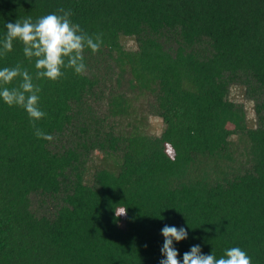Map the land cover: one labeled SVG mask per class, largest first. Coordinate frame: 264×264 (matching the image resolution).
I'll return each instance as SVG.
<instances>
[{
    "label": "trees",
    "instance_id": "trees-1",
    "mask_svg": "<svg viewBox=\"0 0 264 264\" xmlns=\"http://www.w3.org/2000/svg\"><path fill=\"white\" fill-rule=\"evenodd\" d=\"M61 7L103 44L55 82L19 42L0 57L33 75L53 136L0 98V264H160L165 225L188 232L181 264L193 245L264 264V0H0V40ZM143 112L162 133L133 127Z\"/></svg>",
    "mask_w": 264,
    "mask_h": 264
},
{
    "label": "clouds",
    "instance_id": "clouds-1",
    "mask_svg": "<svg viewBox=\"0 0 264 264\" xmlns=\"http://www.w3.org/2000/svg\"><path fill=\"white\" fill-rule=\"evenodd\" d=\"M72 11L63 7L56 12L44 15L35 22L31 17L6 24V35L0 40V57H5L14 48V42L23 45V54L29 62L34 61L35 79L59 81L65 70H73L76 75L87 73L85 50L97 53L103 40L100 34L85 32L78 23L72 21ZM17 86L9 87L18 81ZM41 88L34 83L30 72L17 63L12 67L0 69V98L10 107L18 106L26 111L34 135L38 139L53 140V136L37 127L36 122L45 118L46 113L40 107ZM127 209L116 210V215H126ZM164 244L161 248L160 264H181L175 242L188 238L185 228L165 225L162 230ZM183 264H252L248 253L240 247H231L217 258L214 254L205 255L199 245H193L183 255Z\"/></svg>",
    "mask_w": 264,
    "mask_h": 264
},
{
    "label": "rangeland",
    "instance_id": "rangeland-1",
    "mask_svg": "<svg viewBox=\"0 0 264 264\" xmlns=\"http://www.w3.org/2000/svg\"><path fill=\"white\" fill-rule=\"evenodd\" d=\"M123 43H125L126 47H129L131 45V42L125 39L123 40ZM230 99L235 100L237 103L244 105L247 114V120L248 122H250L253 119L252 106L244 100L242 90H233L230 94ZM133 121L131 123L134 128L140 127L142 131L151 136H158L160 133H162L164 129V124L160 119L153 117H148L146 119V113L144 112L141 115L136 114V117L133 119Z\"/></svg>",
    "mask_w": 264,
    "mask_h": 264
}]
</instances>
